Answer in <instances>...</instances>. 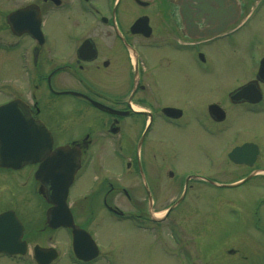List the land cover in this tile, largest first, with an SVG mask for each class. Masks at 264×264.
Instances as JSON below:
<instances>
[{"label":"flooded vegetation","instance_id":"af4514ba","mask_svg":"<svg viewBox=\"0 0 264 264\" xmlns=\"http://www.w3.org/2000/svg\"><path fill=\"white\" fill-rule=\"evenodd\" d=\"M183 1L0 0V105L17 100L39 136L34 148L42 153L17 169L0 167L3 263L59 264L65 259L95 264L105 255L115 264L113 251L104 249L88 228L98 209L117 221L146 224L163 214L159 221L177 227L179 237L173 238L179 245L186 227L196 234L221 226L230 234L223 242L231 256L244 249L231 225L264 236V193L249 195L247 206L227 195H210L216 204L203 214L198 208L205 187L251 182L264 191V0L216 5L211 24H231L195 38L184 28ZM194 25L201 30L204 19ZM248 27L252 32L245 34ZM185 54L202 83L185 80L189 75L180 64ZM16 73L26 87L18 92L10 88ZM174 134L180 150L167 146ZM241 146V162H234L229 153ZM169 147L180 161L153 168L142 158L143 152L175 154ZM121 155H129L124 165ZM58 160L71 165L59 169ZM222 164L241 170L240 177L218 178ZM160 169L168 179L165 192L179 194L158 214L152 201ZM117 171L138 175V182L121 184ZM249 175L237 186H222ZM121 197L131 202V210L121 209ZM141 202L146 207L140 208ZM177 207L179 214L171 217ZM187 211L194 218L188 224ZM146 224L141 226L145 230ZM200 242L194 237L195 248ZM75 249L85 257L95 250L97 256L82 261ZM245 256L235 261L264 264V257Z\"/></svg>","mask_w":264,"mask_h":264},{"label":"rangeland","instance_id":"374dc122","mask_svg":"<svg viewBox=\"0 0 264 264\" xmlns=\"http://www.w3.org/2000/svg\"><path fill=\"white\" fill-rule=\"evenodd\" d=\"M250 32H252L251 28L248 27L245 29V34ZM182 58L184 62H181L180 64L182 66L184 65L183 72L189 75V78L185 80H189L192 84L199 81L202 83L203 78H199L196 71H194L192 67L188 66V63H185L187 62L186 59L188 58L187 54L183 55ZM1 72L2 71L0 70V75ZM10 80L11 90L15 89L18 92L20 91L19 86L21 89L26 88L25 85L21 83L19 73L11 74ZM174 81L177 83L178 80L175 79ZM1 85L2 82L0 79V87ZM2 94L3 92L0 90V101L4 99ZM174 135L175 136L173 137L168 136L167 140L169 141L167 142V146L180 150V139L177 134ZM169 151L174 152L173 149ZM216 156V159L219 160L220 155L217 153ZM128 158L129 155H121V162L123 165L126 163V161H128ZM142 158H144L147 163H150L153 168L160 167V164L162 163H176L181 160V158L179 160V155L177 156L176 153L171 154V156L168 157H163V155L160 153L149 154V152H147L146 154L143 152ZM152 171L155 172L156 170L152 169ZM164 171L165 170L160 169L161 177L159 178V183L156 185L153 192V209L158 214H160L166 208L171 199L176 198L179 194L177 190L165 192L164 188L166 187L168 179L166 178ZM118 172L119 171L116 172L115 177L121 178V184H131L133 182H138V175L129 174L124 176L118 174ZM217 172L218 178H224L225 180H222L225 182L228 180L237 179L241 175V170H238L236 167H232L229 164H222V167H218ZM250 183L238 188H203L202 199L198 205L200 213L203 214L208 212L209 209L212 208L214 204H216L215 196L210 195H227L234 200H242V202L247 206V199L250 197L249 195L264 193V191L261 192L262 190L260 192H258L257 189L255 190L254 185ZM141 204L140 208L146 207V202H141ZM120 205L121 209L125 211L132 209L131 202L125 201L123 197H121ZM252 205L253 204H251V206ZM180 209L181 208L178 207L175 208L171 217L176 218ZM96 213L98 216H94L88 221V228L97 237L104 249L113 251L111 254L115 264H186V260L187 262L189 261V264H194L197 261H199V264H206V262H209V264H234L235 262L237 264H241L242 262L235 260L238 257H243L244 254L246 255L245 257H264V236L262 235L261 238H258L255 234L249 231L245 232V229L240 230V224L231 225V230L236 232V234L239 232L238 236L244 240L242 246L248 252H245L244 249L238 248V246H234L240 250L235 249V252H237L235 253L236 255L231 256L230 253L228 254L227 252V249L229 248H225L227 241L223 242L228 238L227 236H230V234L224 233V228H221V226L215 227L213 224L211 229L204 227L201 233L196 234L194 231H191L188 227H186L184 238L179 245V242L173 238L179 237L177 227L174 229L173 227H167V223L165 222H152L148 220L146 224V222L143 223L140 219H135V221L128 220L121 222L117 221L118 219L115 220L116 218L112 219L108 217L107 214L101 209H98ZM184 216V221L186 224L191 223L194 219L192 217V213L188 211ZM81 219L83 220L85 217H80L78 220L82 221ZM225 219L226 218H224V220ZM145 224L148 227L147 230H145L144 227H141L143 225L145 226ZM167 232L170 234V237ZM167 237L170 238V241H168ZM194 237L199 242L201 241L200 248L194 247ZM59 240L62 241V238H59ZM61 243L62 242L60 241L58 243L61 247L59 248V252L63 251ZM109 255L110 254H108V256ZM104 257L105 255H102V258L99 257L95 264H113L112 262L108 261V257ZM58 262L59 264H68L65 259H61ZM0 264L5 263L0 260Z\"/></svg>","mask_w":264,"mask_h":264},{"label":"water","instance_id":"95a60500","mask_svg":"<svg viewBox=\"0 0 264 264\" xmlns=\"http://www.w3.org/2000/svg\"><path fill=\"white\" fill-rule=\"evenodd\" d=\"M185 2L180 7V13L187 33L193 37L195 34L209 36L223 31L231 22L218 23L217 26L211 24L212 9L216 5L223 8L227 4L235 3L236 0H185ZM202 18L205 25L202 27L203 30H198L194 22ZM16 103V101H11L0 106V166L13 168H18L25 162L37 161L42 155L34 148L38 145L39 136L34 129L29 128ZM244 149L245 146L233 149L229 153V157L235 162H241L237 159V155L242 154ZM63 166H70V164L58 160V168ZM230 186H234V184ZM151 204L150 200V208ZM77 255L82 259L85 258L81 253H77Z\"/></svg>","mask_w":264,"mask_h":264}]
</instances>
